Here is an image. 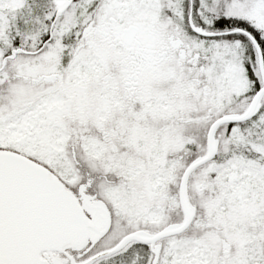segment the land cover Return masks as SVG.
<instances>
[{"label":"snow or ice","instance_id":"obj_1","mask_svg":"<svg viewBox=\"0 0 264 264\" xmlns=\"http://www.w3.org/2000/svg\"><path fill=\"white\" fill-rule=\"evenodd\" d=\"M0 264H264V0H0Z\"/></svg>","mask_w":264,"mask_h":264}]
</instances>
